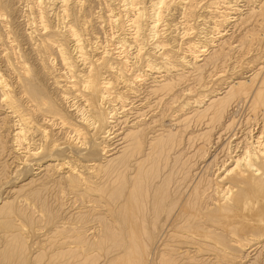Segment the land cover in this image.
Here are the masks:
<instances>
[{"label":"bare ground","instance_id":"bare-ground-1","mask_svg":"<svg viewBox=\"0 0 264 264\" xmlns=\"http://www.w3.org/2000/svg\"><path fill=\"white\" fill-rule=\"evenodd\" d=\"M62 1L65 4L61 2V6L65 5L64 7L67 8L68 0ZM143 1L125 0L126 12L133 11L134 17L130 24L132 29L128 32L123 28L121 31L124 36L130 35V38L134 39L131 40L139 45L141 41L145 42L146 36L155 38L159 35L161 31H158L157 27L163 20V16L167 14L163 12H168L172 8L170 0H154L156 1L153 3L154 11H150L152 14L148 15L150 12L148 13L146 7L144 9L142 6L139 7ZM248 1H259L258 6L260 7L257 11L259 10L260 14H257L264 18V0ZM215 4L214 13L221 19L216 20L215 23L220 25L219 28L231 22L233 18L231 14L241 10L236 1L233 3L232 0H220ZM194 5L192 2L189 8L186 6L188 9L184 8L186 16H193ZM145 25L150 26L148 33L144 28ZM214 28L218 30L217 37L221 38L223 35L219 31L221 29ZM68 30L71 35L68 40L73 39L75 42L73 49L77 50L79 55L74 56L75 52L69 51L70 49L64 47L63 43L56 42V46L63 65L69 69L73 75L71 77L74 78L77 75V65H79L77 58L84 61L89 57L84 59L86 55L83 51L84 46L80 38L82 34L80 36L79 30L75 26ZM189 32L186 31V34ZM211 32L214 33V30ZM204 37L200 43L192 41L189 44L187 48L189 54L179 55V64L169 59L171 53L165 56L166 53L163 50L166 42L164 44L163 40H157L156 44L163 43L161 46L164 47L162 49L164 55L161 56L165 57L162 59H166V62H163L162 66L156 65L167 75H160L163 76L161 79H157L160 76L152 77L151 88L148 90H150L149 94L152 93L158 97V103L163 102L166 109L163 110L164 107H162L161 118L158 117L160 116L158 112V119L152 118L149 122L144 120L146 114L140 111L139 106L134 107L137 104H134L136 97L133 102L130 101L129 96L127 97L128 91L134 96L138 92L133 87L135 83H128L126 75H123L127 70L126 62L128 63L127 56L123 54L126 52L124 49L117 51L114 47L113 50L104 48L105 50L99 53V57H96L92 65L88 63L92 67L87 69L86 74L82 73L84 75L81 81L83 86H80V80H78L81 76L72 81H68L70 79L66 76L67 83L65 85L60 83L65 87L61 89L64 91L63 95L59 96L61 100L51 95L43 84L40 74L34 67L28 65L22 55L23 60L20 61L22 68L18 69L20 72L18 71L19 76L16 83L18 92L14 96L11 95V86L7 83L5 75L0 71V100L6 108L8 107L6 111L8 121L5 118L2 119L4 123L1 128H5L4 124H6L10 134L13 133L10 135L11 140L9 139L12 141L10 146L6 145L7 141L3 139L4 137L2 138V134L0 135V156L6 159L3 158L5 162L0 160V264H30V258L34 260L31 264H245L250 261L248 250L256 251L257 255L253 262L246 264H264V66L259 65L258 71L256 73L254 71L255 75L249 79L229 80L225 83L226 90L224 91L210 95L200 93L203 89L199 91L200 94L196 95L194 89L195 92L192 91L195 96H190L194 94L193 92L188 96V93H185L186 95L183 93L187 97L179 101L176 97L179 95L176 93V86L186 79L185 69L188 67L193 70L194 75H192L195 81H198L199 87H202L205 71L208 70L207 66H212L209 65L210 62L217 61L223 56L222 50L221 52L214 50V46L219 45V38L210 37L208 34ZM52 38L46 39L47 42L50 39L53 42ZM127 39H120L122 47L127 45ZM225 43L220 45L223 46ZM159 44L158 47H160ZM138 48L139 56L143 54L144 47L140 45ZM167 49H169L168 46ZM175 52L172 48V53ZM209 54L208 60L205 56ZM8 58L7 55L6 60ZM205 59L207 62L204 61ZM202 60L206 63L198 64ZM148 61V67L158 69L156 65H151L152 60ZM49 69L52 68L49 67ZM103 69H106V73L112 72L120 83L121 78L126 77L124 83L128 90L121 92L117 88V92L115 89L117 86L113 82L116 79L102 77L105 73ZM173 70L178 73L171 74ZM134 79L133 82L136 81ZM141 79L146 80L144 77ZM184 83L186 85V82ZM70 96H72L71 100H69ZM73 99L76 100L72 101ZM117 100L121 103L119 107L120 110L122 109L120 112L123 111L121 116H119L118 107L112 106L111 109H105L104 106V104ZM155 100L157 102V99ZM65 102L70 108L73 107L71 109L75 111L79 120L74 116L75 114H70L72 110H66L68 107L64 109L63 103ZM126 102L130 107L126 108L128 106ZM240 106L246 109L244 116L239 114L241 111L237 114ZM0 107L3 106L0 105ZM39 113L43 116H51L54 120L59 118L58 123L57 121L54 123L52 118L48 121L57 124L56 129L61 130L58 129L59 131L56 132L54 127L49 133L44 123L47 120L42 121V118L40 120L37 117ZM168 121L173 123L166 125ZM113 123L116 124L112 125ZM121 123L128 125L126 132L117 131L115 134L112 130H116ZM111 131L115 134L114 137ZM121 133H124V136L120 138ZM110 135L117 138L112 144L118 141L119 144H123L121 151H117L119 154L112 152L116 146L110 147L111 143L105 146L103 143L104 139ZM108 146L110 148L106 149ZM187 146L189 149L194 147V150L188 152L185 149ZM103 152L108 153L107 157L115 153L116 155L102 160L98 157ZM4 153L7 155L5 156ZM91 161L93 162L90 163ZM79 164H83V169L86 167L89 172L78 168ZM132 166L134 172L130 176L127 171ZM92 168L96 171L99 169L100 171L97 172L100 175L103 172L105 178L108 176L106 181L113 177L112 182L109 179L106 183L102 176L101 179L104 181L103 183L102 180L100 181L102 184H99L100 182L93 184L92 178L94 177L90 174L93 172ZM95 174L97 175L96 172ZM109 175L112 176L109 177ZM23 181L25 182L22 183ZM49 184L59 187L61 193L68 190L75 196L85 197V195H90L88 193L95 191L98 193H95L98 195L94 196L95 202L101 201L99 204L102 203L103 208L100 205L101 211L92 212V214L95 213L92 221L95 218L98 223L97 225L92 224L95 227L93 236L89 234L93 230L87 233L92 237H88L87 231L83 230V226L87 224V218L91 215H87L84 211L86 213L83 212L78 216L79 222L83 224V226L80 224L82 228L80 225L79 227L71 226L68 232L66 231L63 243L49 238L53 242L51 244L49 241L48 250L52 248V251H48L50 255L46 252L49 255L47 256L43 254L48 246H45V243L42 249L41 246L35 250L30 247V236L28 238L26 225L21 219H26L25 222L31 223L33 216L30 202L40 200L43 192L49 188ZM104 193L107 197L103 198ZM81 200L85 201V199ZM42 204L48 209L44 202ZM89 223L91 224L90 221ZM160 241L163 245L161 250L156 248ZM91 250L96 253L92 255ZM44 257L47 259L41 263Z\"/></svg>","mask_w":264,"mask_h":264},{"label":"rangeland","instance_id":"rangeland-1","mask_svg":"<svg viewBox=\"0 0 264 264\" xmlns=\"http://www.w3.org/2000/svg\"><path fill=\"white\" fill-rule=\"evenodd\" d=\"M0 1H1V3H0V71H2V73L5 75V77L7 79L6 80L7 83L9 84V86H11L10 88L12 90L11 91V95L13 94L12 96H14V94H16L18 92V85H16V83H17L18 76H19L18 74L20 72L19 70L22 68L20 61L22 62L23 59H25V61L28 62L29 66L34 67V69L37 70L36 72L40 74V78L44 82L43 84L47 87V89L51 93V95L53 94V96H55V98L59 99L63 95L62 92L64 93V91L63 90L61 91V89L65 88L64 85L67 83L66 80H68V79H70L68 81H72L74 79L76 80V79H78L79 76H81L79 78H81L82 80L81 79H78V80H80L79 81L80 86H83V84H81L82 83L81 81H83L82 77H84V75L86 74V71H88L87 69L92 67L91 66L92 62H94L97 59L96 57H99V53H102L103 50H105L104 48H108V49L110 48L112 50L114 48H116L115 50H117V51H119V50L122 51L124 49L126 52H123V54H125L127 56L126 61H128V63L126 62V69L128 71L125 69L127 73L124 72L125 74H123V75H126L128 83H130V84L135 83L134 84L135 86H133V87L136 89V92H138V93H135L136 96H134L133 94H131L130 91H128L129 93L126 92V93H128L127 97L129 96L130 101H132V102L136 99L134 101V104H136V103L137 104L134 105V107L137 108L139 106L138 108L140 109V111H142L146 114L144 116V120L146 119V121L148 120V122H149L152 120V118L153 119H156V118L158 119V117L161 118V114H163V110L166 109L163 106V102L158 103V100H159L158 97H156V95L154 96V94H152V93L149 94L150 90H148L151 88L150 86L152 83H150V82L153 79L152 77L160 76L162 74L167 75V73L164 72L163 69L158 68V66H162L163 62H166V59H162L163 56H161V55H164V53H166L165 56H167V54L171 53L172 55H170L169 59H171V61H173L174 63L176 62V64H179L178 60H179L180 56L185 55V54H189V51L187 49L189 44L192 41H195L197 43L202 42L205 38L204 36L205 35L207 36V34H208V35H210V37L216 36L217 39L219 38V40H218L219 43H218V41H216V43H218L219 45L214 46V48H215L214 50H216V51L218 50L220 52L222 50L223 56L225 57L224 58L223 56H221L222 58L219 57L220 59H218L217 61L210 62L209 65H212L213 67L207 66L208 70L205 71V75H204L205 76L204 79L206 81L203 80V82H202L203 88L199 87L200 84L198 83V81H195L194 76H193L194 75L193 70L191 68L187 67L185 69V71L188 72V74L184 71L185 74L187 75L186 76L187 80L184 79L186 81L183 80L181 83H179L176 86V93L177 94L179 93V95H176V97H178L177 100H179V101L183 100V98L187 97L190 93L192 94L194 89L196 90V92L194 91L196 93V95L199 93V91H202L203 89L204 90L200 93H206V94H210V95H214V93L216 94V92H218V91H224V90H226V88H224V87H226L225 83L228 82L229 80H232V79L237 80L238 78L239 79H249V78L253 77L255 75L254 73H256L258 71L259 65L264 66V20H263L264 18L262 16L258 15V14H260L259 10L257 11V9H259V7H260V5L258 6L259 1H252L251 2L248 0H232L233 3H235V1H236L237 6L240 7L241 10L237 11L234 14H231L230 16L233 15V18H232L233 20L231 19V22H229L228 24H225V25L221 26V28H219L220 25L215 24V23H216V20L219 21L221 19L217 16L216 13H214V10L216 8L215 5H217L215 3H217L220 0H214V1L213 0H197V1H195V0H174L175 2L170 0L172 2V6H171L172 8H170V10L168 12L167 11L163 12V14L166 12L167 14H165V15H167V16L166 17H165V15L163 16L165 19L163 18V20L160 22L159 26L157 27L158 31H161V32H159V35L156 36L155 38H152V36H149V37L146 36L145 38H147V39L145 40V42L141 41L142 43L140 45L142 47H144L145 49L144 48L142 49L143 54H141L139 56L137 53L139 51L138 47L140 45L137 42L132 41L134 39L130 38V35H128V36L125 35L126 36L125 37L123 35V33H121V31H123V28H124V30H127L128 32H129V30L132 29V27H130V24H131V20L133 19L132 17H134L132 15V14H134L133 11L130 13L126 12L125 7H124L125 0H78V1L77 0H68L69 3L67 2V4H68L67 8L64 7L65 3L62 0H60V1L59 0H53V1L52 0H43L41 2H40V0L39 1L38 0H0ZM156 1L144 0L143 3L139 5V7L142 6L143 9H144V7H146V10L148 11V13L150 11L153 12L154 11L152 9L153 3ZM38 2H40L39 5H38ZM61 2L64 3L63 4L64 6H61L62 5ZM190 2L191 3L193 2V4H195L194 5L195 6V13L193 14L194 17L193 16H191V17L186 16L184 14V10H185L184 8H187V7L189 8L191 5ZM151 12L148 15H151L152 14ZM241 17H242V19H241ZM150 19L151 18L149 16V20ZM149 24L151 26L150 22H149ZM74 26H75V28H77V30H79L78 32L80 33V36L82 34V36L80 38H81V42H83V46H84L83 51L85 52V55H86L84 57V59L87 57H89L90 59L87 58L89 61L87 59L83 61L81 58H77V64H79V65H77V67L79 69L78 68H76V69H77V72L80 71V73L76 72L77 77L75 76L74 78H72L73 75L69 72V69H67L66 66H64L62 61H61L60 55L57 52V46L56 45H57V43L58 44L63 43L64 47H67L68 49H70L69 51H71V50L74 51L73 48H75V42L73 41V39L68 40V38H71V35H69L70 33L68 32L69 31L68 29H70V27H74ZM150 26L148 27L145 25L144 28L147 30L146 33H148V28L150 29ZM45 27L47 30L45 29ZM213 27L221 29V30H219L223 33L221 38L217 37L219 35V33L217 32L218 30L216 31V29L215 28L213 29ZM168 30H170V31H168ZM211 30L212 31L214 30V33L211 32ZM225 30H226V32H225ZM52 31H54V33H52ZM173 31H175V32H173ZM186 31H188V32L190 31L191 33L189 32V33H187L188 34L187 35ZM57 32H58V36H57ZM53 34L55 35V37ZM50 35L53 36V38ZM120 35H122V36L119 37ZM174 35H176V36H174ZM48 36H49V38L54 39L53 42L51 39L49 42H47L48 40H46V39H49V38H46V37H48ZM56 36L59 39H57ZM202 37H203V39H202ZM248 37H250V38H248ZM129 38H130V41H129ZM222 38L224 39V42H223ZM55 39H56V41H55ZM120 39H122V40L127 39L128 40V41L126 40L127 45L122 47V45L120 43V41H121ZM169 39L171 40V42L169 41ZM157 40H159V41L163 40L164 44L166 42V46H164L165 49H164V47L161 46L163 44L162 42L161 43L159 42L160 44L158 43L160 47L157 46L158 45V44H156L158 42ZM168 41L170 43H172V42L173 43L170 44ZM225 41H227L229 44L227 42L225 43ZM153 42H154V44H153ZM48 43L54 44V45L51 46ZM222 43H225L226 45L223 44V46H224L223 47V46H221ZM153 46H156V47L154 48ZM167 46L171 51L169 49H167ZM169 46H172V47H169ZM174 46H176V47H174ZM218 46H219V48H218ZM153 48H154V50H152ZM172 48H173V52L176 51L177 53L176 52L175 53L178 56L177 55L175 56L174 55L175 53H172ZM162 49H164L163 50L164 53L162 52ZM20 51H21V53H20ZM151 51L154 53H156V52L157 53L154 54ZM74 52H75V53H73L74 56L79 55V53H77V50ZM159 53H160V55H159ZM211 53H212V51H211ZM157 54L160 56V58ZM210 54L205 56V58L208 59ZM7 55L11 59V61H9L10 60L9 58L7 59L8 61L6 60ZM21 55L24 56L23 59L21 58ZM171 56L175 60L173 58H171ZM147 57L149 59H147ZM163 58H165V57H163ZM203 58H204V55H203ZM223 58H224V60H223ZM206 59L204 61H206ZM90 60H92V61H90ZM148 60H152L153 63L151 62V65L153 64L155 66L157 64L158 66L156 65V67L158 69H156V68L152 69L151 67H148L149 66ZM154 60L158 63H156ZM163 60H165V61H163ZM41 61H43V63H41ZM204 61L202 60L203 63L201 61H199L198 64H200V63L204 64L207 62V61L206 62H204ZM88 63H90L91 65L90 64L88 65ZM147 63H148V65H147ZM47 64H49V65H47ZM49 67H51L52 69H49ZM179 68H180V66H179ZM14 69L17 72L18 71L19 72L17 73L16 71H14ZM46 69H48V70L45 71ZM43 71H44V75H43ZM189 71L191 73H189ZM233 71L235 72L234 74H233ZM14 72H16V74ZM46 72L48 74H46ZM84 72H85V74H84ZM103 72H105V73H103L104 76H102L104 78L107 77L108 79H111L115 76V75L113 76L112 72L106 73V69H103ZM175 73L177 74L178 72L176 70L175 71L173 70L171 72V74H175ZM66 76L68 79H66ZM137 76L141 81L138 78H136ZM230 76L233 78H231ZM237 76H239V77H237ZM57 77H58V79H57ZM116 77H117V75H116ZM126 77L121 78L122 84L119 82L120 80L118 81L115 77L112 79V80L116 79L115 81H113L115 83V86H117L115 88L116 90H117V88L121 92H125L128 90L126 88V84L124 83L125 82L124 79L126 80ZM143 77L146 78V80H144V79L142 80L141 78H143ZM134 78L136 79L135 82H133ZM161 78H163V76H160L159 78L157 77V79H161ZM188 78H191V79H188ZM57 82H59V84ZM184 82H186V85ZM60 83H63L64 85H62ZM68 84H70V83H68ZM189 84H190V86H189ZM57 85H58V87H57ZM179 85H181V86H179ZM68 86H70V85H68ZM187 86H189V87H187ZM124 88H125V90H124ZM181 88H183V89H181ZM205 88L208 89V91ZM116 90H115V93H116ZM118 90H117V92H118ZM211 91L213 92V94H211L212 93ZM183 93H184V95H186L187 93L188 94H187V96H184ZM195 93L190 95V96H195ZM146 94H149L150 96L146 95ZM72 96H74V95H72ZM72 96L69 97V100H71ZM147 96H148V98H147ZM155 99H157V102ZM59 100H61V99H59ZM75 100L76 99H73L72 101H75ZM147 100H149V102ZM127 102L129 103V100H127ZM127 102H126V104L128 105ZM65 103H67V102H65ZM65 103H63L64 109H66L68 107L66 110L68 111L70 109L69 111H71L72 110L71 108H73V107L70 108L69 104L68 103L65 104ZM161 104H162V106H161ZM0 105L3 107L6 106L5 104H3L1 102V100H0ZM106 105H108V106H106ZM130 105H132V104H130ZM104 106L106 107L105 109H111L112 106L113 107L116 106V107H118V112L120 114V115L119 114L118 115L121 116L123 114V111L120 112L122 109L121 110L119 109V107H121V103L118 100L113 101V103L104 104ZM148 106H151V108H148ZM3 107H0V128H1V125L4 123V122L2 123L4 118L7 119V121H8V118H6V116L8 115L6 113V111L8 110L7 109L8 107L7 108L6 107L3 108ZM127 107H130V106L128 105V106H126V108ZM162 107H164L163 110H161ZM157 108H158V110H157ZM242 108H243L242 106L239 107V111L237 112V114L241 111L239 114L244 116L246 109L245 108L242 109ZM132 109H134V108H132ZM72 111L70 112V114H75V111H73V112ZM157 113L158 114L161 113L160 116H158ZM45 116L47 117V119ZM45 116H43L42 113H39V116H37V117H39L40 120L42 118V121H43V119L47 120L44 123H45L47 130L50 133V132H52L53 128L55 127L54 128V130H55L58 127V125L53 124L52 122L48 121V119L52 118L51 116H48V115H45ZM74 116H76V118L79 120V117L77 116V114H75ZM43 117H45V118H43ZM149 117H150V119H149ZM58 119L54 120L52 118L51 120L54 123H56V121L58 123L60 121ZM120 119H122V118H120ZM144 120H142V121H144ZM47 122H49V123H47ZM46 123H47V125H46ZM116 123H113L112 125H114ZM131 123H132V121H131ZM166 123L165 124L168 125L169 123L171 124L173 122L168 121ZM4 126L6 129L3 127L5 130L4 131L3 128H1L2 131L0 130V135L2 134L1 135L2 138L4 137L3 139L7 141L6 145L10 146L11 145L10 143H12V141H10L12 136H10V135H12L13 133L11 132V134H10V130L7 129L8 127H6L8 125L4 124ZM119 126L121 128L122 127L123 128L120 129V128H118ZM119 126L116 127L117 128L116 130H112L113 132L115 131L114 132L115 134H117V131L118 132H124V131L126 132V128H128L127 127L128 125H126V123H124V124L121 123ZM58 129L61 130L60 128H58ZM58 129H56L55 131L58 132L59 131ZM7 130H9V131H7ZM114 133L111 134L113 137L115 136ZM111 135H110V137L104 139L103 143L105 144V146H106V144L109 145L111 143L110 147L116 146V148L113 149L112 152L113 151L117 152L118 150H119L118 152H120L123 144L122 143L119 144V141L115 143L116 145L112 144V142L116 141L117 138H113ZM6 136H7V138H6ZM123 136H124V133H121L120 138ZM108 140H109V142H108ZM110 147L108 146V147H106V149L110 148ZM185 149L188 152H192L194 150V147L192 148L193 150L191 148L189 149L188 146ZM104 152L98 158H102V160L103 159L107 160V159L116 155V153H115L114 155L107 157L108 153H104ZM110 152H111V150H110ZM118 152H117V154H119ZM0 153H1V150H0ZM4 155L6 156L7 154L4 153ZM3 158L5 159L4 156H0L1 162H5V161H3ZM92 162L93 161H91L90 163H92ZM82 166H83V164L82 165L79 164L78 168H80L81 170H83L85 172L86 171L89 172V170H87L86 167H84V169H85L84 170ZM98 170L99 169H97V171ZM128 170L129 171H127V173L129 175L132 174L134 172L133 166L130 167ZM91 171H93V172H91L90 174L94 178H96V179L92 178V181H94L93 184H95V182H96V184H98L102 179L104 181H106V178H108V176H106V178H105L103 172L100 175L99 172H97L95 170V168H94V170L92 168ZM95 172L97 173L98 176L95 174ZM94 174L96 175V177L94 176ZM99 176H100V178H98ZM102 176H103V178H102ZM111 176L112 175H109V177H111ZM109 179H107V181H109ZM103 180L101 181L102 183L104 182ZM110 180L112 182L113 177H111ZM107 181H106V183H107ZM24 182L25 181H23L22 183H24ZM101 182L99 184H102ZM22 183H17V184L21 185ZM110 183H108V184H110ZM48 187L49 188L46 189L43 192V194L41 195L40 200L30 202L32 205L30 207L32 208V216H33L31 223L29 222L30 223L29 224L28 222H25L24 220H26V219H21V220H23L24 225H26L27 229L26 228L25 229L28 232V233L26 232L28 238L30 236V239H29L30 242H33V243L29 242L30 247L35 250L36 248L41 246V249H42L43 244L45 243L46 244L45 246L48 245L47 249H46L47 251L44 249L45 253L48 251H50V252L52 251V248H49V250H48L49 243H50L49 241H51L49 238H51L52 240H57L58 242L62 241V243H63V239L66 236V233L68 232L69 228L71 226L72 227L73 226L79 227V225L82 224L79 222L80 220H79L78 216H80V214H83L84 211L87 212V215L91 214V215H89V218H90V216H91V218L90 219L87 218V220H88V221L86 220L87 224L84 221L85 227L82 224L83 230L87 231L86 234L89 233V231L93 230L92 232L89 233V234H92L95 231L94 225L98 224L95 221V218H94V221H92L93 220L92 219L93 214L95 217V213L92 214V212H94L95 210L101 211L103 208L102 203L99 204L101 201L99 203L97 201L95 202V199H96L95 197L98 196V195H96L98 193H96L95 191H94V193H93V191L88 193V194H90L89 196L85 195V197H83V196H79V195L75 196L74 193H71V191H68V190H66V192H64V193H61L59 187H56V185L50 186V184H49ZM91 195H93V196H91ZM105 195H107V194L104 193V196H102V197L103 198L107 197ZM81 199H85V201L81 200ZM93 199H94V201H93ZM42 202H44L48 206V209H46L44 207ZM100 205L102 208L100 207ZM92 209H93V211H92ZM86 212H84V213H86ZM89 221L91 222V224L89 223ZM26 223H28L29 225ZM92 224H94V225L92 226ZM82 226H81V228H82ZM89 234H87V235H89ZM93 234H92V236H93ZM92 236L89 235L88 237H92ZM44 239L47 240V242H45ZM162 241L157 243V245H156L157 249L161 250V247L163 248V245H161ZM52 242L53 241H51V244H52ZM54 242L56 243V241H54ZM159 245H160V247H159ZM51 247H52V245H51ZM154 247H155V245H154ZM91 251H89V252H91ZM50 252H48V254ZM45 253H43V254L47 255V253L46 254ZM95 253H96V251L91 252L92 255ZM249 253H251V254H249ZM247 254L249 256L248 258H250V261H252V262H253V259L255 258V256L257 255L256 251H251V250H248ZM33 255H35V254H33ZM49 255H47V256H49ZM47 256H45V257H47ZM31 257H33V256H31ZM45 257H44V260L41 261V263L43 261H46V259L48 258L47 257L45 259ZM32 260L33 259L30 258L29 261H31V263H34V260L33 261ZM249 262H246V263H249ZM261 264H263V263H261Z\"/></svg>","mask_w":264,"mask_h":264}]
</instances>
